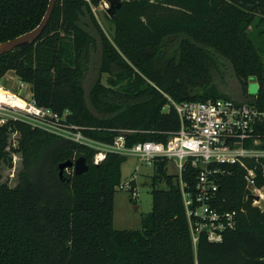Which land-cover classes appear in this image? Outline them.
<instances>
[{
  "label": "trees",
  "instance_id": "trees-1",
  "mask_svg": "<svg viewBox=\"0 0 264 264\" xmlns=\"http://www.w3.org/2000/svg\"><path fill=\"white\" fill-rule=\"evenodd\" d=\"M100 1L56 0L37 39L0 55V78L14 71L29 85L37 105L65 113L66 122L104 143H111L120 128L134 130L126 134L129 145L165 141V132L179 127L174 108L163 110L168 97L175 102L249 101L254 95L247 92L248 80L254 77L259 82L256 101L264 103L262 56L248 31L264 21V0H122L109 16L111 40L91 12ZM48 2L0 0V42L37 26ZM81 17L94 36L80 25ZM97 40L100 70L108 75L89 90L94 114L84 78ZM215 55L230 65L222 75L228 85L212 78V68L223 65ZM257 132L264 134V125ZM12 133H17L13 141ZM15 151L45 175L55 161L58 170L60 162L79 156L85 157L88 170L65 172L71 204L61 198L49 203L28 167L17 173L13 186L0 173V264H264V207L246 198L239 164L227 166L231 173L220 178L218 192L222 209L243 208L236 228L220 242L201 236L193 246L177 174L167 173L166 159L153 163L152 207L140 229H116L113 198L124 156L106 152L95 164L96 150L9 119L0 124V168L11 164ZM247 159L256 171V185H264V157ZM198 171L186 166L182 173L190 187ZM161 180L165 188L156 186Z\"/></svg>",
  "mask_w": 264,
  "mask_h": 264
},
{
  "label": "built area",
  "instance_id": "built-area-1",
  "mask_svg": "<svg viewBox=\"0 0 264 264\" xmlns=\"http://www.w3.org/2000/svg\"><path fill=\"white\" fill-rule=\"evenodd\" d=\"M102 2L107 6V0ZM18 87V92L10 91L13 96L10 97L9 90L0 85V89L6 92L4 96L0 94V124L9 119L23 120L32 127L93 147L96 150L93 155L95 164L105 157L106 152L135 156L152 166L157 159L172 163L193 246L201 236L211 242H220L226 232L237 226L243 208L222 209L219 206L224 201L218 196L220 178L231 173L227 166L239 164L244 168L246 198H251L253 205L264 207V185H256V171L246 164L247 158L257 160L264 157V147L261 146L264 134L257 132L259 126L264 125V103H258L255 94L252 100L240 103L222 97L181 102L168 97L169 102L163 110L170 106L174 108L179 127L165 132V141L143 140L129 145L126 134L134 130L117 129L118 134L111 143L93 140L83 134L80 126L66 122L65 113L37 105L27 84L20 82ZM25 88L29 89L28 95L23 93ZM11 137L13 141L14 133ZM186 166L199 170L192 187L182 178ZM128 186L127 183L125 187ZM121 187H124L123 183Z\"/></svg>",
  "mask_w": 264,
  "mask_h": 264
},
{
  "label": "rangeland",
  "instance_id": "rangeland-1",
  "mask_svg": "<svg viewBox=\"0 0 264 264\" xmlns=\"http://www.w3.org/2000/svg\"><path fill=\"white\" fill-rule=\"evenodd\" d=\"M106 1V0H105ZM108 6V3H107ZM107 6L100 1L97 5L91 6V12L94 18L100 25L103 32L108 39H112L113 24L109 19L107 13ZM80 25L89 31L93 36L95 35L94 29L90 26L86 18L81 17L79 21ZM259 26H249V35L252 36L255 44L259 47L260 54L264 65V21L258 23ZM259 29L263 32L259 33ZM256 31L258 34H256ZM216 60L223 65L218 64V68H212V78L214 82L218 81L222 84H229V80L222 77L223 71L229 68V63L226 59L219 55H215ZM101 49L100 42L97 40L90 53L89 63L86 67V75L84 78L85 95L87 99V105L89 110L96 114L94 109L89 103L88 94L91 86L101 78V82H105L108 72L101 73ZM110 74V73H109ZM20 80L12 70H8L1 78L0 85L11 92L19 91ZM27 84V83H25ZM259 82L254 77H250L248 80L247 92L250 95H254L257 90ZM28 85V84H27ZM29 86V85H28ZM23 93L28 95L29 89L25 88ZM17 137V133H14V138ZM15 140V139H14ZM16 144V140H15ZM93 148V147H91ZM28 167L32 171V178L35 184L44 194L46 200L49 203L61 198L68 204H71V194L69 188L64 185L65 172L69 168L63 171L62 177L58 176L57 162L55 161L49 169V172L45 175L41 170L33 164L26 163L23 160V156L20 151L11 152V164H2L0 173L2 180L7 181L10 186H13L17 182V173ZM72 169V168H71ZM167 173H175L172 163H168L166 167ZM67 173V172H66ZM153 174L152 165L145 164L138 157L128 156L125 157L121 166V183L124 187L117 188L113 198V226L116 229H140L141 219L145 216L152 207L151 198V175ZM128 187H125L127 183ZM158 188H165L166 184L163 180L156 183Z\"/></svg>",
  "mask_w": 264,
  "mask_h": 264
},
{
  "label": "water",
  "instance_id": "water-1",
  "mask_svg": "<svg viewBox=\"0 0 264 264\" xmlns=\"http://www.w3.org/2000/svg\"><path fill=\"white\" fill-rule=\"evenodd\" d=\"M55 2L56 0H49L42 19L33 29L6 41L0 42V55L13 50L19 45L33 42L35 39H37L50 18ZM107 3L108 6L106 11L109 16H112L115 10L121 7L122 0H107ZM67 168H72L75 175H80L88 170V164L85 157L83 156H79L75 160H65L63 162H60L58 164L59 177H62L63 171ZM253 198H256V196H253Z\"/></svg>",
  "mask_w": 264,
  "mask_h": 264
},
{
  "label": "bare ground",
  "instance_id": "bare-ground-1",
  "mask_svg": "<svg viewBox=\"0 0 264 264\" xmlns=\"http://www.w3.org/2000/svg\"><path fill=\"white\" fill-rule=\"evenodd\" d=\"M8 92V91H7ZM5 90H3V89H0V94L2 95V96H4L5 95ZM8 95L11 97L12 96V93L9 91L8 92ZM13 97V96H12ZM14 99H12V101H13ZM13 102H15V101H13Z\"/></svg>",
  "mask_w": 264,
  "mask_h": 264
}]
</instances>
